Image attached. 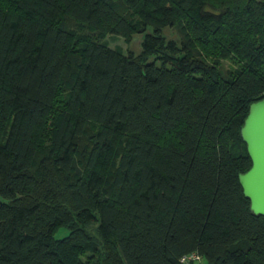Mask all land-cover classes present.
<instances>
[{"label": "trees", "instance_id": "trees-1", "mask_svg": "<svg viewBox=\"0 0 264 264\" xmlns=\"http://www.w3.org/2000/svg\"><path fill=\"white\" fill-rule=\"evenodd\" d=\"M263 99L264 0H0V264H264Z\"/></svg>", "mask_w": 264, "mask_h": 264}, {"label": "water", "instance_id": "water-1", "mask_svg": "<svg viewBox=\"0 0 264 264\" xmlns=\"http://www.w3.org/2000/svg\"><path fill=\"white\" fill-rule=\"evenodd\" d=\"M240 133L251 167L238 179L251 212L264 217V99L250 105Z\"/></svg>", "mask_w": 264, "mask_h": 264}, {"label": "rangeland", "instance_id": "rangeland-1", "mask_svg": "<svg viewBox=\"0 0 264 264\" xmlns=\"http://www.w3.org/2000/svg\"><path fill=\"white\" fill-rule=\"evenodd\" d=\"M162 34L168 39L176 41L178 44H181L183 41L182 36L179 32L178 27L173 28H164ZM142 35H135L130 43H125L123 38L120 36L109 35L106 37V42L111 49L115 47L122 50L125 54L131 52L135 55H138L141 52V42H142ZM233 65L230 61H222L220 63V70L222 74L225 76L227 73L233 69ZM198 264V263H194ZM201 264H205L203 261Z\"/></svg>", "mask_w": 264, "mask_h": 264}, {"label": "built area", "instance_id": "built-area-1", "mask_svg": "<svg viewBox=\"0 0 264 264\" xmlns=\"http://www.w3.org/2000/svg\"><path fill=\"white\" fill-rule=\"evenodd\" d=\"M200 260V257L193 253V254H190V255H186V256H183L181 259H180V264H189V263H197L199 262Z\"/></svg>", "mask_w": 264, "mask_h": 264}]
</instances>
